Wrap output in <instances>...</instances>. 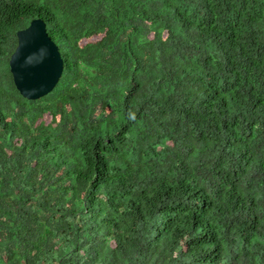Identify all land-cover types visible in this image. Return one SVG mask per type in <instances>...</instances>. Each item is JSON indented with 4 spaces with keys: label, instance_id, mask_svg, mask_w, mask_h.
<instances>
[{
    "label": "trees",
    "instance_id": "obj_1",
    "mask_svg": "<svg viewBox=\"0 0 264 264\" xmlns=\"http://www.w3.org/2000/svg\"><path fill=\"white\" fill-rule=\"evenodd\" d=\"M0 264H264V0H0Z\"/></svg>",
    "mask_w": 264,
    "mask_h": 264
},
{
    "label": "water",
    "instance_id": "obj_2",
    "mask_svg": "<svg viewBox=\"0 0 264 264\" xmlns=\"http://www.w3.org/2000/svg\"><path fill=\"white\" fill-rule=\"evenodd\" d=\"M17 43L8 60L13 82L22 96L36 99L51 91L62 70L58 45L41 17L16 31Z\"/></svg>",
    "mask_w": 264,
    "mask_h": 264
}]
</instances>
